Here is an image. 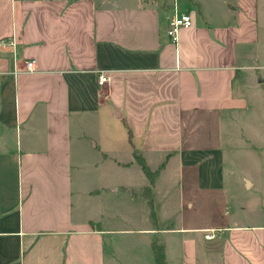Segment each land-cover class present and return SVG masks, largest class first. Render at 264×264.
<instances>
[{
  "label": "crops",
  "instance_id": "crops-1",
  "mask_svg": "<svg viewBox=\"0 0 264 264\" xmlns=\"http://www.w3.org/2000/svg\"><path fill=\"white\" fill-rule=\"evenodd\" d=\"M175 3L194 23L173 41ZM260 15V0H0V40L15 41L0 46V264H106L105 236L119 231L151 235L138 246L148 264L155 239L167 264H264V217L163 224L167 201L193 209L188 194L211 200L223 189V150L197 137L249 108L236 81L254 67ZM101 72L110 82L99 85ZM112 116L125 120L134 161L152 157L153 171L166 161L151 187L154 217L142 168L137 189L83 167L111 158L99 145ZM261 183L246 175L242 186ZM121 192L143 196L144 226L110 227L108 194Z\"/></svg>",
  "mask_w": 264,
  "mask_h": 264
},
{
  "label": "rangeland",
  "instance_id": "rangeland-1",
  "mask_svg": "<svg viewBox=\"0 0 264 264\" xmlns=\"http://www.w3.org/2000/svg\"><path fill=\"white\" fill-rule=\"evenodd\" d=\"M260 4L261 37L259 43L254 46L258 55L249 61V65L254 67L242 70L241 78L236 81V88L248 96L249 108L232 113L225 119V126L220 124L215 129V136L212 134L210 139L205 136L197 137L199 142H208L210 146L222 148L224 156L222 171L225 177L223 189L211 200L188 194L197 204L193 209L188 207L186 201H182L183 207H181L179 196V199L167 201L168 212H166L167 220L163 222L164 226L193 224L217 226L224 225L228 221L240 223L245 220L254 223L255 220L264 217V0H260ZM124 121L115 116L103 119L102 142L99 148L103 153H110L111 158L97 167L91 166L92 163H83V167L87 175L97 173V178L104 176L108 181L120 179L138 189L143 184L142 178L146 179V177L137 161H134L132 148H128L129 138ZM220 154L217 153L218 156ZM115 158L122 162L132 160L136 164L130 170L124 171L112 164ZM150 163L155 166L157 160L154 161L151 157L148 161V164ZM172 163L177 161L174 160ZM246 175L263 184L247 191L242 186L243 177ZM108 195L105 218L110 222V227L127 229L146 224L150 207L144 202L143 196L130 199L127 193L122 192L117 195L118 198H115L117 196L113 193ZM182 196L187 199V194ZM158 201L162 204L164 199L159 197ZM175 202L178 203L176 206ZM171 204L174 205L173 208ZM95 211L97 212V208ZM152 226L159 224L156 222ZM149 237L151 235L134 234L132 231L107 234L106 264H148L143 262L145 254L138 246L147 243ZM173 242L177 247L174 240ZM151 260L153 264V256Z\"/></svg>",
  "mask_w": 264,
  "mask_h": 264
},
{
  "label": "built area",
  "instance_id": "built-area-1",
  "mask_svg": "<svg viewBox=\"0 0 264 264\" xmlns=\"http://www.w3.org/2000/svg\"><path fill=\"white\" fill-rule=\"evenodd\" d=\"M194 23L193 15L189 10H181L178 3H175L174 14L171 17L167 34L173 41L177 40L178 34L182 28L191 27ZM15 43L13 38L1 39L0 46L6 47L8 45H13ZM27 67L29 70L33 71L37 67V61L35 59H30L27 61ZM110 82V76L106 72H101L99 75L98 83L99 85H104Z\"/></svg>",
  "mask_w": 264,
  "mask_h": 264
},
{
  "label": "trees",
  "instance_id": "trees-1",
  "mask_svg": "<svg viewBox=\"0 0 264 264\" xmlns=\"http://www.w3.org/2000/svg\"><path fill=\"white\" fill-rule=\"evenodd\" d=\"M135 158L137 162L140 164L145 175L150 180V185L144 189L143 195H145L148 198L149 203L153 207L152 216L154 217L155 211H154V203H153V198H152V193H151V187L154 184L158 175L160 174L161 170L165 167L166 161H164L158 169L153 171L147 164L146 160L141 155L135 154ZM152 248H153V253H154L156 264H167L164 244H162L158 239H155L152 243Z\"/></svg>",
  "mask_w": 264,
  "mask_h": 264
}]
</instances>
